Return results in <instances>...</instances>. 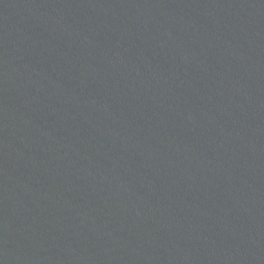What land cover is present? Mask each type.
<instances>
[{
  "label": "water",
  "instance_id": "obj_1",
  "mask_svg": "<svg viewBox=\"0 0 264 264\" xmlns=\"http://www.w3.org/2000/svg\"><path fill=\"white\" fill-rule=\"evenodd\" d=\"M0 264H264V0H0Z\"/></svg>",
  "mask_w": 264,
  "mask_h": 264
}]
</instances>
